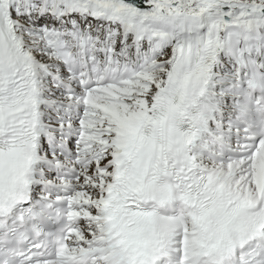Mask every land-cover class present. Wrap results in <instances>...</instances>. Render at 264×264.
<instances>
[{"label": "snow or ice", "instance_id": "snow-or-ice-1", "mask_svg": "<svg viewBox=\"0 0 264 264\" xmlns=\"http://www.w3.org/2000/svg\"><path fill=\"white\" fill-rule=\"evenodd\" d=\"M0 264H264V0H0Z\"/></svg>", "mask_w": 264, "mask_h": 264}]
</instances>
